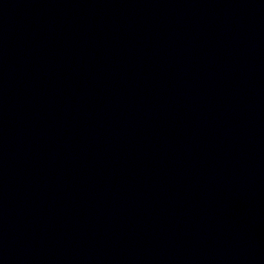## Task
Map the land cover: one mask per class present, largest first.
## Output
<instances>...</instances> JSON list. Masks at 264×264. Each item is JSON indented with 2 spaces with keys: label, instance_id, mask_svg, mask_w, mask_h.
Instances as JSON below:
<instances>
[{
  "label": "water",
  "instance_id": "1",
  "mask_svg": "<svg viewBox=\"0 0 264 264\" xmlns=\"http://www.w3.org/2000/svg\"><path fill=\"white\" fill-rule=\"evenodd\" d=\"M0 264H264V0H0Z\"/></svg>",
  "mask_w": 264,
  "mask_h": 264
}]
</instances>
